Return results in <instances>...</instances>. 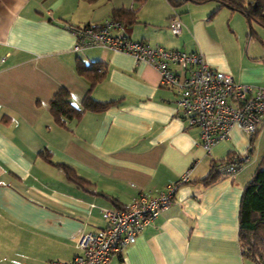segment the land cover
<instances>
[{
  "label": "crops",
  "instance_id": "obj_1",
  "mask_svg": "<svg viewBox=\"0 0 264 264\" xmlns=\"http://www.w3.org/2000/svg\"><path fill=\"white\" fill-rule=\"evenodd\" d=\"M115 9L137 10L140 24L114 35L200 53L236 83L264 86V39L255 22L254 41L245 40L243 23L227 32L220 14L230 12V21L240 12L215 2L0 0V264L71 262L80 238L106 227L102 211L127 209L141 194L156 198L184 177L173 205L110 264H256L242 254L240 205L264 157V129L251 143L234 126L207 154L199 129L187 126L177 96L152 67L102 48L75 52V31L102 25ZM176 19L179 36L170 31ZM80 60L107 65L91 97L114 104L60 126L50 113L54 96L64 89L82 107L90 89L76 73ZM42 154L67 165L75 180ZM227 159L243 161L238 174L205 186L211 166Z\"/></svg>",
  "mask_w": 264,
  "mask_h": 264
},
{
  "label": "built area",
  "instance_id": "obj_2",
  "mask_svg": "<svg viewBox=\"0 0 264 264\" xmlns=\"http://www.w3.org/2000/svg\"><path fill=\"white\" fill-rule=\"evenodd\" d=\"M122 30L120 24L106 21L75 31L74 51L102 48L152 67L160 76V85L177 96L178 109L187 126L199 129V145L205 153L227 141L234 126H239L250 140L264 129V86L236 83L232 77L209 68L200 53L151 47L113 34ZM170 31L174 36L181 34L178 19ZM241 168L238 160L215 165L220 176L225 177L236 176ZM187 182L188 177L182 178L156 198L141 194L127 209L102 211L106 227L83 235L77 245L79 254L71 262L51 264H110L114 255L133 245L143 230L173 205L178 187Z\"/></svg>",
  "mask_w": 264,
  "mask_h": 264
},
{
  "label": "trees",
  "instance_id": "obj_3",
  "mask_svg": "<svg viewBox=\"0 0 264 264\" xmlns=\"http://www.w3.org/2000/svg\"><path fill=\"white\" fill-rule=\"evenodd\" d=\"M89 4H95L99 1L111 2L112 0H82ZM148 0H134L138 7L147 3ZM173 8H178L185 3H193L196 5H206L215 2L219 5V10L228 8L232 11L242 13L249 26L255 22L264 28V0H167ZM179 20V19H178ZM107 21L118 23L122 27H133L140 24L137 10L115 9L113 10ZM181 24V23H180ZM91 26H86L88 28ZM264 46V43L261 42ZM76 73L89 84V92L86 95L82 107H76L72 101L70 94L62 89L52 99L50 103V113L54 121L60 126H65L67 122L79 119L85 112L102 113L106 111L114 103L102 104L95 101L91 97V90L103 82L108 74L107 65L96 62L86 64L79 61L76 67ZM258 135L252 140L253 143ZM46 162L60 168L71 180H75L72 170L64 164H54L50 157L42 154ZM227 159L219 162H230ZM242 164L243 161H239ZM214 164L211 166L210 175L203 183L210 186L218 181L220 174L215 169ZM121 209V208H118ZM240 244L242 254L245 258L255 262L256 264H264V157L256 170L250 183L245 187L240 205Z\"/></svg>",
  "mask_w": 264,
  "mask_h": 264
},
{
  "label": "rangeland",
  "instance_id": "obj_4",
  "mask_svg": "<svg viewBox=\"0 0 264 264\" xmlns=\"http://www.w3.org/2000/svg\"><path fill=\"white\" fill-rule=\"evenodd\" d=\"M195 7L202 9L201 6H195ZM181 10H183V8L182 9H178L179 12H182ZM229 13L230 12H228V11H224V12H222V14H220V16L218 18V20H219V23H218L219 26H221L223 29H225V31L228 32V30H227V26L228 25L231 27L230 30H233V28H236L237 27V22L241 23V25L244 24L246 26L245 40L246 41L247 40L254 41V39L248 37L249 36V33H250V29H249V26H248V23H247V20L245 19V17L242 16L240 13H235L234 19H230V21H229L228 20ZM237 17H239V21H238ZM252 27H253V30L255 32H257V34H260V36H262V38L264 39V29L261 28L260 26H258L255 23L252 24ZM256 45L259 48V46H258L257 43H256ZM232 47L234 49V52L233 53H235V55L238 56L239 55V52H238L237 47L235 46V44ZM243 51L246 52V46L243 47ZM251 51L252 52L253 51L255 52V48L254 49L251 48ZM257 52H259V51H257Z\"/></svg>",
  "mask_w": 264,
  "mask_h": 264
}]
</instances>
